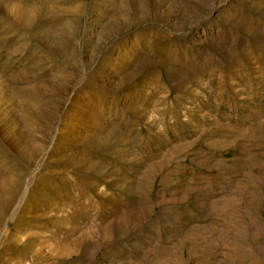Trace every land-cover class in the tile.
I'll list each match as a JSON object with an SVG mask.
<instances>
[{
	"label": "rangeland",
	"instance_id": "rangeland-1",
	"mask_svg": "<svg viewBox=\"0 0 264 264\" xmlns=\"http://www.w3.org/2000/svg\"><path fill=\"white\" fill-rule=\"evenodd\" d=\"M0 264H264V0H0Z\"/></svg>",
	"mask_w": 264,
	"mask_h": 264
}]
</instances>
